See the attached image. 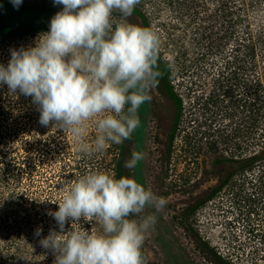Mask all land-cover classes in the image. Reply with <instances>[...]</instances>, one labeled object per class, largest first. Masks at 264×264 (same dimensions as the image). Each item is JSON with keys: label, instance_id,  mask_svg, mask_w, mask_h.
<instances>
[{"label": "trees", "instance_id": "trees-1", "mask_svg": "<svg viewBox=\"0 0 264 264\" xmlns=\"http://www.w3.org/2000/svg\"><path fill=\"white\" fill-rule=\"evenodd\" d=\"M4 12L11 21L0 26V64L7 65L10 49L47 32L50 21L44 14ZM133 13L149 29L156 16L165 31L158 70L171 117L160 142L159 173L172 171L176 151L196 165L204 152L212 155L202 175L215 180L203 195L228 201L239 220L264 222V0H140ZM167 45L176 51L174 64L164 57ZM39 115L31 97L0 85V264H53V254L39 243L50 229L59 232L47 215L58 205L47 199L58 200L91 171L117 179L131 174L121 161L138 128L122 144L109 143L88 157L76 152L69 131L42 126ZM95 135L89 123L87 141ZM38 226L41 237L34 235ZM99 227L81 218L65 231Z\"/></svg>", "mask_w": 264, "mask_h": 264}, {"label": "clouds", "instance_id": "clouds-1", "mask_svg": "<svg viewBox=\"0 0 264 264\" xmlns=\"http://www.w3.org/2000/svg\"><path fill=\"white\" fill-rule=\"evenodd\" d=\"M11 3L19 7L22 0ZM139 3L53 0L62 9L50 19L48 31L39 33L34 45L10 49L7 65L0 64V85L31 97L40 124L69 131L77 153L91 157L109 143L130 139L140 125L139 108L151 101L150 92L159 84L158 35L127 22ZM89 123L96 130L91 143ZM143 158V152H133L125 167L132 170ZM47 200L58 205L47 215L59 232L50 229L41 237L38 226L34 235L53 254V264H144L142 245L156 213L167 206L165 198L134 178L117 179L99 170L73 180L58 200ZM81 218L99 229L65 231L66 224Z\"/></svg>", "mask_w": 264, "mask_h": 264}, {"label": "rangeland", "instance_id": "rangeland-1", "mask_svg": "<svg viewBox=\"0 0 264 264\" xmlns=\"http://www.w3.org/2000/svg\"><path fill=\"white\" fill-rule=\"evenodd\" d=\"M61 9L62 5H54L53 0H22L19 7H14L11 0H0L3 14L4 11L32 12L44 14L49 21ZM3 14L0 13V26L6 27L11 20L5 19ZM113 16L120 18L118 12ZM154 17L151 29L156 33L159 27ZM127 22L143 27L134 13ZM162 31L160 28L157 34L160 45L165 40V31ZM34 40L25 38L21 43L27 47L34 45ZM163 48L164 57L174 64L176 51L171 45ZM150 95L151 101L138 110L139 135L128 143L121 161L124 169L130 171V177L167 201L166 208L156 213L157 222L142 245L146 264H264V222L239 220L236 208L228 201L219 197L207 199L206 194L203 195L215 180L210 174L202 175L209 169L212 155L204 152L199 159L201 165H196L197 160L182 159L176 151L172 156L175 165L172 171L165 177L159 173L157 160L160 142L166 139L169 127L170 99L163 82L152 88ZM179 138L175 142L177 149ZM136 151L143 152L144 158L129 170L125 163ZM201 195L204 197L200 198Z\"/></svg>", "mask_w": 264, "mask_h": 264}]
</instances>
